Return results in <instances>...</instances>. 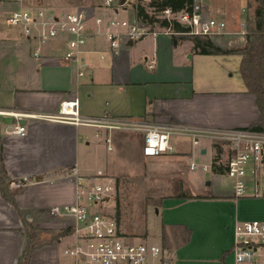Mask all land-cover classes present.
Wrapping results in <instances>:
<instances>
[{
  "label": "crops",
  "instance_id": "0c3cea01",
  "mask_svg": "<svg viewBox=\"0 0 264 264\" xmlns=\"http://www.w3.org/2000/svg\"><path fill=\"white\" fill-rule=\"evenodd\" d=\"M221 1L227 3L229 0ZM247 2L238 0L242 21L246 20ZM50 3L57 11L70 9L69 5L62 4V0ZM118 4L115 1L109 7L104 3L84 7L92 16L103 17V22L96 23L92 16L88 21V41L80 53L84 74L80 76L79 61L64 58L67 47L64 39L41 43L36 37H26L20 27L11 26L6 20L18 5L0 0V146L3 164L9 179L29 176L36 180L39 177V181L22 189L13 188L16 205L0 193V264H17L22 256L27 244L23 219L52 234L68 224L48 213L53 206L74 205L79 200L77 181L67 172L73 171L88 179L99 170L109 177H121L124 174L116 172L113 164L120 162L117 161L120 154L128 153L124 150L139 138L125 132L132 129L123 124L113 129L76 126L45 121L34 115L56 113L61 101L78 98L83 117L105 118L115 124L132 121L196 128H236L250 126L260 119L255 97L246 93V86L238 87L240 90L232 88L234 85L223 59L233 54H198L194 52L191 40H179L174 44V35L164 32L130 41L126 39L123 27L112 29L121 40L120 49L115 53L110 48L106 26L110 19H125L120 15ZM195 9L210 18L219 15L226 21V28L233 24L229 20L227 24L226 15L219 14L213 0H195ZM150 29L155 31V27ZM242 34L230 32L227 37H222L226 41L224 47L243 46L245 33ZM38 49L40 53L37 54ZM153 59L155 63L150 66ZM244 98L252 107L251 114L242 119L234 113L232 116L225 113L233 103L238 111L239 101ZM22 120L25 122L21 123ZM19 123L26 127L25 135L5 132L6 128ZM95 138L98 142H106V146H100L102 152L117 151L108 156L105 152L101 157L104 164L97 168L88 165L84 158L93 154ZM190 143L193 145L192 141ZM199 145L201 155L209 153L203 141ZM204 149L206 153H202ZM136 154L147 158L142 148ZM212 154L211 151L210 160ZM161 156L168 157L172 163L196 158L192 147L177 148L175 153ZM192 170L189 175L184 173V188L188 190L184 193L201 198L186 199L178 193L161 196L157 211L160 220L158 242L155 244L164 249L173 264H235V226L245 220L264 221V198H235L214 173L211 184L205 182V189L198 190L195 182H199L203 167L197 164ZM63 247L60 238L43 245L35 250L30 264H71L69 257L63 258Z\"/></svg>",
  "mask_w": 264,
  "mask_h": 264
},
{
  "label": "built area",
  "instance_id": "2783aa9c",
  "mask_svg": "<svg viewBox=\"0 0 264 264\" xmlns=\"http://www.w3.org/2000/svg\"><path fill=\"white\" fill-rule=\"evenodd\" d=\"M18 5L7 17V23L20 27L26 37H36L41 43L55 39H64L66 60H77L78 74H84V64L80 61L81 48L87 44V26L90 18L100 24L103 17L92 16L86 9L57 11L50 2L59 0H9ZM115 0H104L106 7ZM44 3H47L45 5ZM92 16V17H91ZM158 19H165L168 26L155 27L141 23L137 18L131 22L125 19H110L107 22V37L110 48L117 53L121 46L119 34L113 32L116 27H125L126 39L137 41L150 33L164 32L171 35L201 34L220 35L224 33L226 22L216 18H207L204 14L187 10L174 11L170 7L160 10ZM176 20L187 28L178 32L173 28ZM246 27V20L241 23ZM40 49L37 50V54ZM155 60H151L153 66ZM36 118L68 123L76 126H90L113 129L122 124L132 130L144 133L143 154L147 157L173 154L177 151L176 136L189 137L193 145L203 140L211 144L212 158L203 170L212 167L224 168L223 172H213L229 182L227 186L235 198H264V131L247 127L236 128H196L176 124L144 122L114 123L105 118L83 117L80 113L78 98L60 102L56 113L34 115ZM8 134L25 135L26 127L16 124L5 130ZM109 141V139H107ZM195 162L191 163L194 169ZM67 175L77 181L78 202L74 205L53 206L48 213L68 222L70 232L62 237L63 252L72 260L71 264H173L158 244L135 243L120 231L118 218L109 211L107 203L116 192V182L107 178L102 171L88 179L73 171ZM105 182H94L95 179ZM35 178L22 176L12 179L11 187L22 189L34 183ZM222 181V179H221ZM233 246L235 264H264V221L245 220L236 224Z\"/></svg>",
  "mask_w": 264,
  "mask_h": 264
},
{
  "label": "rangeland",
  "instance_id": "374dc122",
  "mask_svg": "<svg viewBox=\"0 0 264 264\" xmlns=\"http://www.w3.org/2000/svg\"><path fill=\"white\" fill-rule=\"evenodd\" d=\"M115 1L117 4L119 3V0ZM137 1L143 2L142 4L147 7V10L151 15H154L155 17L156 15H159L160 10H154V8L148 6L149 0H135L134 2ZM247 1V10L245 12L247 14L246 27L242 28L241 23L244 22V19L242 21L241 14L239 13L238 0H229L227 3H224L221 0H213L214 7L220 10L219 14L226 15L224 18L227 20V24L229 21L233 23L231 25H227V33L224 32L225 34L222 33V35L211 36L216 43L224 47L226 46V41L223 40L224 38L222 37H227V34H229L230 32H239L243 34L246 33L247 18L251 16V14H253V10L256 5V1L254 0ZM63 3L69 5L70 9L75 10L76 8L84 9V7H87L89 5L93 6L104 3V0H62V4ZM249 3H251V7L248 6ZM44 4L47 5V3ZM50 4L52 5L53 3ZM117 6L119 8L121 17H124L125 20L131 22L136 19V11L131 0H127L124 4L119 3ZM204 16L209 18V16L206 14H204ZM218 16L214 18L221 20ZM240 21L242 22L240 23ZM154 27H159L158 23H156ZM231 34L238 35L236 33ZM223 61L229 69L228 76L230 78L231 83L234 85L232 86V88H245L244 81L239 71L241 63L240 55H230L227 59H223ZM239 88L238 90H240ZM246 101L247 98H244L243 100L239 101L240 104L238 111H235L234 106L236 105V103H233L230 108L225 109V113L230 114V116H232V114L234 113L235 115H238V117H242V119H244L243 116L252 113V107L250 106V104L247 105ZM255 113V117H257L258 112L256 111ZM125 132L138 135L139 138L134 142H131V144H129L125 150L122 149V151L124 150L128 153H126L125 155L124 153H121L120 159L117 160L120 162L113 164L116 172H120L124 175L115 178L106 176L110 179L113 178L116 182V192L107 203V207H109V211L114 215L117 212L120 231L130 237V239L128 240L135 243L153 244L158 242L157 233L160 220L157 211L160 208L161 196L172 193H181L186 195L185 193L188 192V190H185L184 188V186L186 185L184 180V173H187V175H189L191 171H193L192 169H190L191 163L193 162L191 160H194L195 164H198V166L200 165V167H203L205 163H207V165L210 164L211 144L210 142H208V140H203L204 145H206L209 150V153L206 155H201V152L199 151L201 144L191 145V140L189 137L176 136L174 138V141L177 145L178 150L192 147V152L194 155H196V158L193 157V159L191 160L185 159V161L181 159V162L179 163H172L170 161L171 159L163 156H153V158L146 156L147 158L143 159L142 157L136 154V151H138L139 148H142L143 151L142 140L144 144V133L142 131L134 130H126ZM93 140V145L94 147L96 146V148H93V154L89 153V155H85L84 158L85 160H87L88 165L97 168L98 165L104 164L103 160L101 159L102 155L105 156L106 152V156H108L111 151L108 152V150H104L102 152L100 146L103 147L104 144L106 146V142H98L99 140L97 138ZM111 153H117V151L114 150ZM200 162L204 164L201 165ZM124 169H126V171H124ZM199 169L200 168H198V170ZM212 173L213 172L210 168L206 171L202 170L201 175L199 176V182H195V188H197L198 190H204L205 182H207L213 177ZM219 178L222 179L223 186H229L228 180L221 176H219ZM94 182H105V180L98 178L95 179ZM190 190H194L193 187H190ZM39 236L42 241H49L50 239L55 237V234L46 233L45 231H43L39 234ZM53 241H51L50 243H52ZM62 253L64 256V260L66 258L69 259L63 251Z\"/></svg>",
  "mask_w": 264,
  "mask_h": 264
},
{
  "label": "trees",
  "instance_id": "16d2710c",
  "mask_svg": "<svg viewBox=\"0 0 264 264\" xmlns=\"http://www.w3.org/2000/svg\"><path fill=\"white\" fill-rule=\"evenodd\" d=\"M254 1H256V5L253 14L247 18L245 44L241 47H223L216 43L211 36L201 34L174 35L172 41L174 44H177L179 40H191L194 52L202 55L239 54L241 56L239 71L246 86V93L252 94L255 97L260 113L259 121L247 126V128L264 131V0ZM133 6L136 11V18L141 23L149 25L151 28L156 23L164 27L169 25L167 20L158 19L154 15H151L141 1H137ZM148 6L158 11L170 7L174 11L187 10L192 13L195 8V0H150ZM248 6L251 7V3ZM173 28L178 32L188 31L183 24L176 20L173 21ZM212 171L215 173L223 172L224 168L214 165ZM11 181L12 179H9L3 164L0 146V193L5 200L16 205L15 191L11 187ZM178 196L186 199L201 198L200 196H187L181 193ZM23 224L27 244L17 264H30L31 256L36 249L70 232V228L67 227L61 231H57L55 237L49 241H42L39 234L44 231L43 228L33 225L26 219H23Z\"/></svg>",
  "mask_w": 264,
  "mask_h": 264
},
{
  "label": "water",
  "instance_id": "95a60500",
  "mask_svg": "<svg viewBox=\"0 0 264 264\" xmlns=\"http://www.w3.org/2000/svg\"><path fill=\"white\" fill-rule=\"evenodd\" d=\"M120 1V3L121 4H124L127 0H119ZM25 121H21V123H24ZM202 153H206V150L204 149L203 151H202ZM36 180L37 181H39V177L38 178H36ZM211 184V181L210 180H208L207 182H206V185H210Z\"/></svg>",
  "mask_w": 264,
  "mask_h": 264
}]
</instances>
